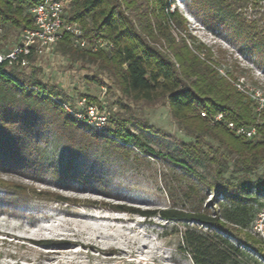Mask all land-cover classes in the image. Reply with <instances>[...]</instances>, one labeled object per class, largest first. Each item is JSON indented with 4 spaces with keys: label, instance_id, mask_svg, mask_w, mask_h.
<instances>
[{
    "label": "trees",
    "instance_id": "1",
    "mask_svg": "<svg viewBox=\"0 0 264 264\" xmlns=\"http://www.w3.org/2000/svg\"><path fill=\"white\" fill-rule=\"evenodd\" d=\"M69 1L68 20L79 25L83 39L91 45L103 39L112 47L75 49L69 36H65L60 42L67 48L65 55L75 53L106 73L120 92L118 102L123 108H128L127 103L166 105L171 118L194 141L178 142V155L156 151L130 131L129 125L140 126L131 114L112 122L109 132L115 140L87 134L65 112L63 104L56 101L58 95L52 87L18 72V65L3 62L0 154L14 152V159L22 164V173L32 181H43L44 173L56 183L70 177L66 171L71 168V160L67 164L60 161L51 164L41 153L43 149L26 137L32 126L23 121V114L32 117L46 114L51 118L65 141L64 149L69 151H85L93 146L94 140H101L120 153L132 150L123 145L137 147L149 157L167 160L187 178L180 192L181 207L140 212L121 205L101 204L117 212L193 223L184 226L180 242V249L192 264H264V241L245 231L259 219L264 208V103L260 106L247 89L237 87L241 74L236 66L224 75L220 73L221 62L188 33L186 21L178 11H168V0ZM189 1L204 25L220 29L240 46V53L251 56L264 70V0ZM41 2L0 0L3 33L32 29L29 9ZM93 79L102 84L100 79ZM217 114L222 115L221 120H215ZM250 128L255 129L251 139L237 133L239 129ZM225 154L231 156L232 163L228 178L224 177L230 169L223 158ZM0 187L23 196L34 189L2 179ZM37 195L49 196L48 200L59 203L89 206L98 203L71 200L42 190ZM242 245L259 254V258Z\"/></svg>",
    "mask_w": 264,
    "mask_h": 264
},
{
    "label": "rangeland",
    "instance_id": "2",
    "mask_svg": "<svg viewBox=\"0 0 264 264\" xmlns=\"http://www.w3.org/2000/svg\"><path fill=\"white\" fill-rule=\"evenodd\" d=\"M168 3L169 12L176 10L183 16L187 31L194 40L210 49L213 58L221 62L219 71L222 75L233 70L234 66L238 68V74H241L238 83L261 106L264 103V70L251 56L240 53V46L220 29L204 25L195 10L190 8L189 0H168ZM17 37L18 32L3 33L0 50L13 48ZM66 50L64 45L58 44L50 55L30 58L29 65L19 68L18 72L52 87L58 95L56 101L61 102L65 112L77 121L79 129L87 134L114 139L109 132L112 122L131 114L142 126L129 125L130 131L156 151L178 155V142L194 141L171 118L166 105L127 103L128 108H123L118 102L120 92L106 73L75 53L65 55ZM93 77L100 79L102 84L95 82ZM81 104L104 106L107 113L105 126L98 129L87 125L83 116L78 118L76 113L83 112ZM21 116L32 126L26 137L43 149L41 153L47 161L67 164L71 160L72 165L66 171L70 177H64L60 183L53 181L47 173L43 174V181H32L22 173V164L14 159V152L0 154V179L34 187L25 196L0 187V264H192L180 249V242L184 226L193 223L163 220L158 215L144 217L129 211L117 212L101 204L121 205L140 212L181 207L180 192L187 178L179 169L167 160L140 153L137 147L123 145L132 150L120 153L102 144L101 140H94L93 146L85 151H69L64 149L65 141L57 131V124L46 114L35 118ZM223 158L230 166L224 175L228 178L232 171L231 156L225 154ZM60 168L64 171V167ZM199 170L203 171L201 167ZM41 190L56 192L71 200L98 203L89 206L53 202L48 200L49 196L37 195ZM208 204L212 205L211 200ZM258 218L245 231L254 235L256 240L264 241V208ZM27 236L38 237L43 243L26 244L20 238ZM228 238L238 243L233 237ZM76 240L96 243L107 240L114 252L101 254L76 245L54 244ZM242 248L259 258V254L248 247L242 245Z\"/></svg>",
    "mask_w": 264,
    "mask_h": 264
},
{
    "label": "built area",
    "instance_id": "3",
    "mask_svg": "<svg viewBox=\"0 0 264 264\" xmlns=\"http://www.w3.org/2000/svg\"><path fill=\"white\" fill-rule=\"evenodd\" d=\"M69 9V0H42L41 3L30 8L32 29L20 31L13 48L7 51L0 50V64L5 62L8 66L18 65L19 68H25L29 65L30 58L50 55L65 36H69L71 45L80 50H96L98 48L108 50L112 47L108 41L103 39H99L92 45L83 39L79 25L68 20ZM2 35L3 28L0 24V37ZM237 87L242 90L239 85ZM81 105H83V112L76 113L78 118L81 119L83 116L87 125L98 129L105 126L107 113L104 106ZM202 115L204 114L202 113ZM221 119V114L215 116L216 121ZM228 126L231 128L232 124H228ZM237 133L251 139L255 135V129H239Z\"/></svg>",
    "mask_w": 264,
    "mask_h": 264
},
{
    "label": "bare ground",
    "instance_id": "4",
    "mask_svg": "<svg viewBox=\"0 0 264 264\" xmlns=\"http://www.w3.org/2000/svg\"><path fill=\"white\" fill-rule=\"evenodd\" d=\"M22 239L23 242H25L26 244H41L43 242H41V240L38 237L35 236H27V237H23L20 238ZM55 245H76L79 246L81 248L84 249H93L96 250L98 252H100L101 254H105L107 252H114L113 250V246L112 244L108 243L107 240L104 242V240H102V242L96 243L93 240H76L71 242H57L54 243ZM119 244V243H118ZM118 252V251H117Z\"/></svg>",
    "mask_w": 264,
    "mask_h": 264
}]
</instances>
